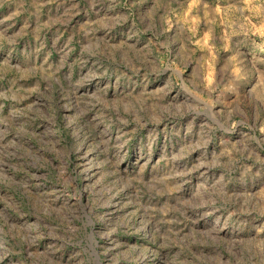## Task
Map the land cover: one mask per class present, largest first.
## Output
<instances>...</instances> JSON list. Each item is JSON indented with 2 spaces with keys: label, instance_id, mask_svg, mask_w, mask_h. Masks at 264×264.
<instances>
[{
  "label": "rangeland",
  "instance_id": "374dc122",
  "mask_svg": "<svg viewBox=\"0 0 264 264\" xmlns=\"http://www.w3.org/2000/svg\"><path fill=\"white\" fill-rule=\"evenodd\" d=\"M0 264H264V0H0Z\"/></svg>",
  "mask_w": 264,
  "mask_h": 264
}]
</instances>
